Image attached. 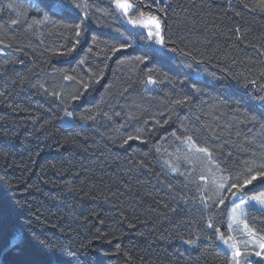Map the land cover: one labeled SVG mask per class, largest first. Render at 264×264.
Returning a JSON list of instances; mask_svg holds the SVG:
<instances>
[{"label":"trees","instance_id":"trees-1","mask_svg":"<svg viewBox=\"0 0 264 264\" xmlns=\"http://www.w3.org/2000/svg\"><path fill=\"white\" fill-rule=\"evenodd\" d=\"M121 1L0 0V264L233 263L232 199L264 192V0ZM187 139L223 202L170 166Z\"/></svg>","mask_w":264,"mask_h":264},{"label":"rangeland","instance_id":"rangeland-1","mask_svg":"<svg viewBox=\"0 0 264 264\" xmlns=\"http://www.w3.org/2000/svg\"><path fill=\"white\" fill-rule=\"evenodd\" d=\"M119 7L125 14L139 9L129 0H122ZM137 17V24L142 29H146L149 33L155 32L158 36L162 34V25L156 18L157 16L141 14ZM185 143V147L181 149L183 151L178 148L175 153L168 152L167 160H173L169 163L170 166L175 165L181 169L194 170L201 176V181L205 184L203 196L206 201H209L210 204L223 202L229 189V178L213 162L210 152L198 149L190 139L180 142V144ZM231 204L230 236L224 237L220 234L219 246L231 254L232 264H252L253 261L264 263V235L254 232L247 220L253 210L264 213V192L253 196L236 194Z\"/></svg>","mask_w":264,"mask_h":264}]
</instances>
